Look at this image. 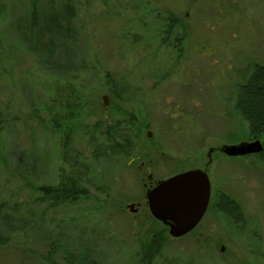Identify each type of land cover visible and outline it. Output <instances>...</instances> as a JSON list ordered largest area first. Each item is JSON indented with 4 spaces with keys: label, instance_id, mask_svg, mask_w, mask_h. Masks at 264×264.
Instances as JSON below:
<instances>
[{
    "label": "rangeland",
    "instance_id": "obj_1",
    "mask_svg": "<svg viewBox=\"0 0 264 264\" xmlns=\"http://www.w3.org/2000/svg\"><path fill=\"white\" fill-rule=\"evenodd\" d=\"M67 4L73 15L65 28L55 17ZM33 7L38 34L29 28ZM166 12L191 28L180 48L161 43L162 26L152 17L162 22ZM232 47L237 68L250 57L264 63V0H0V200L37 212L30 231L28 219L9 221L0 213V234L27 231L41 260L21 264H264V163L213 152L211 169L205 166L209 149L251 140L232 103L227 114L223 107L231 80L210 84L229 71ZM49 53L54 66L41 68L39 59ZM66 58L85 59L93 68L79 85L77 151L89 156L99 134L124 111L148 125L135 153L120 166L102 164L88 196L68 215L67 208L33 205L38 193L30 192V186L54 185L61 165L55 138L38 120L57 87L56 65ZM107 75L120 99L107 92ZM141 162L151 163L143 175ZM195 168H207L214 198L223 192L238 203L241 221L232 223L212 206L194 231L173 239L150 215L143 179L150 174L160 181ZM137 203L142 206L130 212ZM49 249L55 252L51 262Z\"/></svg>",
    "mask_w": 264,
    "mask_h": 264
},
{
    "label": "trees",
    "instance_id": "obj_2",
    "mask_svg": "<svg viewBox=\"0 0 264 264\" xmlns=\"http://www.w3.org/2000/svg\"><path fill=\"white\" fill-rule=\"evenodd\" d=\"M59 13L60 11L55 17L56 22L62 23L64 20L65 28H67L69 19L73 15L71 4H67L63 16ZM36 14L37 11L33 7L32 21L29 27L30 33L33 34H38L37 30H39V20ZM66 41L69 42L68 36ZM161 43H168V46H172L173 43L175 47H178L177 41H161ZM51 54H46L39 61L37 60L41 68L44 63L51 64V67L54 66L50 62ZM60 63L56 65L58 68L55 69L59 77H57V87L53 97L42 108L44 116L37 120L44 133L55 138L61 165L57 168L54 185H41L33 188L28 186L31 187V193L33 191L38 193L32 200L33 205H45L46 208L51 209L67 208L69 209L66 212L68 215L74 211L72 208L86 199L88 196L87 186L90 185L91 177L96 174V171H100L102 164L120 166L135 153L139 132L143 128H148V125H144L142 119L134 111H124L120 118L112 121L106 130L99 134L100 141L93 142L91 154L89 156L82 155L73 146L75 120L82 106L83 98L79 85L83 82L82 78L88 76L93 68L91 62L85 59L75 62L66 58L62 64ZM71 64L78 66L77 71H74ZM49 69L51 68L49 67ZM104 81L105 85H108L107 92L114 98L120 99V88L114 80H111L107 75ZM233 96L232 108L246 122L248 136L260 138L264 135V71H259L243 84H239L234 89ZM31 110L34 114L38 107L31 106ZM18 157L19 155L16 159L20 162L21 158ZM222 199L223 202L217 207L222 211L223 216L233 220L232 223L240 222L241 214L238 203L230 196H227V199ZM34 209L35 207L25 210L18 202L11 204L8 200H0V213L6 219L9 221L16 219L20 223L24 219H28L32 222L27 225L28 231L35 226L34 218L35 216L37 218V212ZM42 214L38 218H42ZM22 234L18 233L16 228L12 229L10 236L0 234V264H21L22 259H25L24 261L27 263H33L35 260L41 262L40 258L35 256L32 246L29 245L27 231H23ZM54 254L52 249L47 251L46 257L50 262Z\"/></svg>",
    "mask_w": 264,
    "mask_h": 264
},
{
    "label": "water",
    "instance_id": "obj_3",
    "mask_svg": "<svg viewBox=\"0 0 264 264\" xmlns=\"http://www.w3.org/2000/svg\"><path fill=\"white\" fill-rule=\"evenodd\" d=\"M104 106L108 99L103 96ZM150 136V134H148ZM262 149L259 140L222 148L228 157H241L259 153ZM210 198V182L206 172L191 169L175 174L146 192V204L153 219L167 227L171 238H180L191 232L202 219ZM129 205L130 212L135 211Z\"/></svg>",
    "mask_w": 264,
    "mask_h": 264
},
{
    "label": "flooded vegetation",
    "instance_id": "obj_4",
    "mask_svg": "<svg viewBox=\"0 0 264 264\" xmlns=\"http://www.w3.org/2000/svg\"><path fill=\"white\" fill-rule=\"evenodd\" d=\"M166 13H167L166 14L167 16L165 17L164 20H162V22H161L159 16H156L157 20H155L154 16L152 17V19L154 22L160 21V26H162V29L159 30L162 32L160 34L162 36L161 41H169V42L177 41L178 47L180 48V46L190 36L191 28L184 21L178 19L177 17L170 14L169 12H166ZM187 14L188 13L186 12L185 15H187ZM236 49H237L236 47H232V49L230 50V52H231L230 56L226 57L227 58L226 67L229 71H227L225 73L218 72L220 76H218L216 84H214L213 82H210L211 86L212 85L213 86L218 85V87H219L221 82L227 81L229 79L231 80L232 85L229 86L230 87V95L228 97L224 98L225 103H223V107L225 109L226 114L228 112L226 108L228 107L229 102H231L232 106H233V99H232L233 97L232 96H233L234 89L239 84L240 85L243 84L245 81L250 79L252 76L256 75V73H259V71H264V63L262 62V60L261 61H260V59L255 60L252 57L247 58L246 61L241 63V66L237 68L235 66V64L237 63L236 59L233 57L234 51ZM212 54H215V53L212 51ZM261 137L264 138V135H262ZM250 139L251 140L249 142H241V143H250V142H253L255 140H259L260 144L262 146V149L259 153L247 154V155L241 156V157H228L227 155L224 154V152L222 150V148L224 146H226V145H223V146L211 148L208 150V152H207L208 159H207L205 166L208 168V170L211 169L209 166L212 165L211 164L212 160L214 162V158L211 157L213 152L215 154H217V156H222L224 158L255 157V158H258L257 160L262 161L264 163V161H263V159H264V142L262 141L263 139L252 138V137H250ZM148 163H149L148 167L146 166L147 163H145V162L140 163V166L138 167V171L141 175H143L145 173L144 169L147 171L149 169V166H151V163L150 162H148ZM207 168H195V169H200V170L206 172L208 179H209V182H210V198H209L208 206L206 208V211H205L203 217L209 212V210L211 209L212 206L215 208L217 205L221 204L223 202L222 198L227 199V196L229 197V195L224 194L223 192H220V193L217 192L216 197L214 198V196H213L214 193H213V188H212V183H211V177L207 171ZM157 182L158 181H152V176L150 174L147 175V178L145 180L143 179V185L148 187L149 189L154 187ZM135 206H136V208H135V212H136L142 206V204L137 203V204H135ZM217 208H219V207H217ZM147 209H148V207H147ZM218 210H219V213L222 214V211H220V209H218ZM203 217H202V219H203ZM202 219L200 220V222L202 221ZM200 222L198 223V225L200 224ZM198 225L192 231H194L198 227Z\"/></svg>",
    "mask_w": 264,
    "mask_h": 264
}]
</instances>
